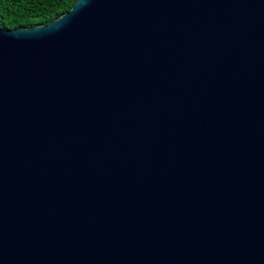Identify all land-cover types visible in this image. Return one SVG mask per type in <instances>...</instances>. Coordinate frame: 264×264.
<instances>
[{"label":"water","instance_id":"water-1","mask_svg":"<svg viewBox=\"0 0 264 264\" xmlns=\"http://www.w3.org/2000/svg\"><path fill=\"white\" fill-rule=\"evenodd\" d=\"M0 264H264V0L0 28Z\"/></svg>","mask_w":264,"mask_h":264},{"label":"trees","instance_id":"trees-1","mask_svg":"<svg viewBox=\"0 0 264 264\" xmlns=\"http://www.w3.org/2000/svg\"><path fill=\"white\" fill-rule=\"evenodd\" d=\"M77 0H0V28L49 25L70 12Z\"/></svg>","mask_w":264,"mask_h":264}]
</instances>
